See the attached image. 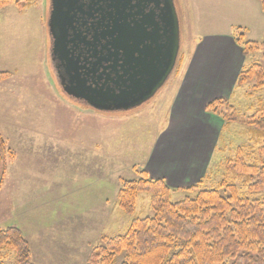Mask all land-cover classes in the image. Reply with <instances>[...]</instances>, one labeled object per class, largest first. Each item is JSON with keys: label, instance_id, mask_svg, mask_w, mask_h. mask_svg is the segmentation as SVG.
Here are the masks:
<instances>
[{"label": "rangeland", "instance_id": "rangeland-1", "mask_svg": "<svg viewBox=\"0 0 264 264\" xmlns=\"http://www.w3.org/2000/svg\"><path fill=\"white\" fill-rule=\"evenodd\" d=\"M202 1L175 0L180 53L162 88L138 107L111 112L71 98L60 85L47 25L50 0L0 8V71L11 73L0 82L1 228L22 225L29 229L27 223L35 220L50 229L57 223L54 209H59L71 216L67 231L77 227L81 232V246L73 248L61 238H53L54 229L46 234L45 246L47 243L48 251L58 254L62 263L87 264L103 236L124 234L129 229L132 216L118 205L122 178H139V171L150 168L166 175L171 183L185 182L186 186L175 187L174 201L195 195L197 192L184 188L200 180L204 189L216 187L225 178L233 179L225 160L234 156L239 145L250 146L248 152L257 150L250 142L249 128L241 120L227 122L205 110L201 115H212V121L197 120L196 113L186 106L181 113L172 114L171 105L201 39L209 33H232L241 26L247 40H264V11L259 0H251V11L232 19L220 13L215 0ZM257 61L262 62L261 51L247 56L244 65ZM251 85L237 86L231 99L240 113H250V107L264 98V88L252 97L246 95ZM213 90L212 94L224 93ZM163 154L168 159H161ZM234 180L246 194L241 180ZM247 195L255 198L263 192ZM45 213L50 215L45 220L36 217ZM153 214L150 194L141 193L136 215ZM12 253L5 256L6 264H14ZM122 260L123 256L118 264Z\"/></svg>", "mask_w": 264, "mask_h": 264}, {"label": "trees", "instance_id": "trees-1", "mask_svg": "<svg viewBox=\"0 0 264 264\" xmlns=\"http://www.w3.org/2000/svg\"><path fill=\"white\" fill-rule=\"evenodd\" d=\"M259 1L264 11V0ZM28 2L0 0V8ZM233 35L245 57L262 52V62L244 65L236 82V86L252 83L246 92L252 97L264 88V40H247L241 26ZM10 74L0 71V82ZM206 110L227 122L241 120L257 150L252 153L247 151L250 146H237L234 156L225 160L232 180L225 178L216 187L204 189L200 180L184 188L197 192L195 195L178 201L172 198L176 188L163 178L150 177L145 170L139 171V178H122L118 205L132 216L129 229L124 234L103 236L87 264H118L121 256L119 264H264V98L261 96L247 114L226 98L212 100ZM234 179L241 180L248 194L263 195L249 197ZM141 193L150 194L153 215H136ZM0 250V264H6L4 258L12 252L14 264H36L30 242L18 226L0 227Z\"/></svg>", "mask_w": 264, "mask_h": 264}, {"label": "water", "instance_id": "water-1", "mask_svg": "<svg viewBox=\"0 0 264 264\" xmlns=\"http://www.w3.org/2000/svg\"><path fill=\"white\" fill-rule=\"evenodd\" d=\"M48 31L64 91L99 111L151 99L180 51L175 0H50Z\"/></svg>", "mask_w": 264, "mask_h": 264}, {"label": "crops", "instance_id": "crops-1", "mask_svg": "<svg viewBox=\"0 0 264 264\" xmlns=\"http://www.w3.org/2000/svg\"><path fill=\"white\" fill-rule=\"evenodd\" d=\"M200 2L203 1L197 2L194 0L193 4ZM250 2L251 0H215L214 6H220V13L224 16L236 19L233 17L238 16L240 13H249L251 11L248 6ZM233 32L209 33L197 44L194 54L177 86L175 96V99H177L176 101L173 100L171 105L174 108L172 114L181 113L183 106H186L196 113L197 120L202 118L203 121L207 122V119L211 120L213 116L201 114L204 113L203 110L206 111L209 101L211 102L216 98H228L231 100L234 97L238 74L245 64L246 57L242 47L236 42ZM213 89L218 90V92L221 89L220 91L223 90L224 93L212 94L210 91H214ZM226 91L228 92L227 94ZM205 96H208V98L204 99ZM161 159H168V156L163 154ZM158 162H160V156ZM147 172L152 178H164L172 187L186 186L185 182L179 185L171 183V180L166 175H160V172H153L150 168L147 169ZM195 177L197 178V175ZM59 211V209H54L55 214L58 216L56 218L57 223L50 226V229H46L41 222H35V220L34 222L27 223V226H30L29 229L19 225L32 245V259L36 264H71L69 263L70 261L62 263L57 258L58 254L55 256L54 252L48 251L50 248L47 243L45 246L43 240L47 236L46 234L51 233L50 230L54 229L56 233L53 235V238H61L63 243L74 245L73 248L81 246L78 243L82 238L78 236L81 232L77 227H71L67 231L69 224L72 223L71 216ZM40 216L45 220L50 215L49 213L36 215V217ZM36 238H40L41 240L37 241L38 244ZM68 252L72 251L68 250ZM71 258V256H67L68 260Z\"/></svg>", "mask_w": 264, "mask_h": 264}, {"label": "flooded vegetation", "instance_id": "flooded-vegetation-1", "mask_svg": "<svg viewBox=\"0 0 264 264\" xmlns=\"http://www.w3.org/2000/svg\"><path fill=\"white\" fill-rule=\"evenodd\" d=\"M133 3H135V1H134ZM152 7H153L152 5H150V6L147 5V6L145 7V11H146V12H149L150 10H152ZM153 9H154V7H153Z\"/></svg>", "mask_w": 264, "mask_h": 264}]
</instances>
